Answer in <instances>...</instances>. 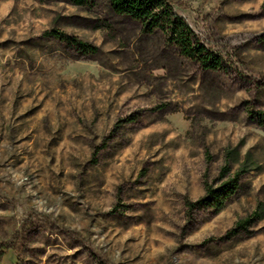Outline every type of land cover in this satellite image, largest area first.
<instances>
[{"label": "rangeland", "instance_id": "1", "mask_svg": "<svg viewBox=\"0 0 264 264\" xmlns=\"http://www.w3.org/2000/svg\"><path fill=\"white\" fill-rule=\"evenodd\" d=\"M168 1L223 70L107 0H0V264H264V0Z\"/></svg>", "mask_w": 264, "mask_h": 264}, {"label": "trees", "instance_id": "2", "mask_svg": "<svg viewBox=\"0 0 264 264\" xmlns=\"http://www.w3.org/2000/svg\"><path fill=\"white\" fill-rule=\"evenodd\" d=\"M110 12L118 17L127 18L139 24L146 34L159 32L175 51L185 60L198 65L203 71L218 72L224 69L222 59L208 50L185 20L178 16L168 0H107ZM54 35L64 40L61 34ZM78 50L89 52L90 47L80 42L75 43ZM237 179L224 184L219 189L205 188V196L197 203H187L188 208L194 206L222 207L220 199L232 193ZM218 208V209H219ZM247 221L237 224L236 229L245 230Z\"/></svg>", "mask_w": 264, "mask_h": 264}]
</instances>
